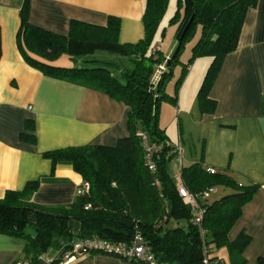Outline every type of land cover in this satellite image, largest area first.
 <instances>
[{"label": "trees", "instance_id": "1", "mask_svg": "<svg viewBox=\"0 0 264 264\" xmlns=\"http://www.w3.org/2000/svg\"><path fill=\"white\" fill-rule=\"evenodd\" d=\"M168 3L169 0H143V36L134 42H121L117 16L110 15L105 25L72 19L67 34L59 35L30 24L28 0H23L15 36L23 60L45 75L99 90L128 108V134L114 145L84 144L42 153L52 165L71 164L82 181L88 182L87 194H77L66 205L36 204L30 199L38 187V181L33 180L22 190H6L0 198V233L23 239L22 255L29 264H38L51 248H56L58 254L47 264H59L65 254L78 252L72 249L76 241L98 238L128 242L135 233L141 235L156 260L165 264H204L203 243L211 247L210 258L219 259L223 264H244L242 252L249 237L239 233L230 240L228 234L239 219L242 206L252 198L259 184L239 183L226 172L210 173L203 165L201 141L198 159L180 168L181 180L190 192L209 191L207 198L200 201L204 209L201 237L169 170L176 154L172 144H164L169 138L158 123V107L162 100L175 104V93L171 95L167 91L165 81L171 77L173 65L182 63L179 57L185 43L197 33L191 54L174 81V92L182 83L183 71L193 60L210 57L196 99L199 113L213 112L215 103L207 96L208 88L223 57L236 48L245 13L257 0H176L169 22L177 20L175 38L180 37V42L172 56L165 59L159 48L155 50L158 42L155 38L164 29L161 19ZM96 50L123 55L127 63L111 69L107 62L86 57ZM62 55L72 60V66L50 64ZM161 61H166V69L152 79L155 66ZM139 131L145 132L150 142L161 145L154 157L153 171L145 163ZM22 138L34 141L25 134ZM215 187L225 191L209 201ZM113 198L120 202L119 210ZM122 212L132 227L120 223ZM215 248L226 249L227 263L212 253ZM95 252L89 250L81 256Z\"/></svg>", "mask_w": 264, "mask_h": 264}, {"label": "crops", "instance_id": "2", "mask_svg": "<svg viewBox=\"0 0 264 264\" xmlns=\"http://www.w3.org/2000/svg\"><path fill=\"white\" fill-rule=\"evenodd\" d=\"M22 2L0 0V198L6 190H22L27 182L37 180L30 198L33 203L66 205L75 200L82 178L71 164L52 165L42 153L75 145H114L128 134V108L99 90L29 66L15 40ZM142 10L143 0H28V22L66 35L72 19L105 25L113 15L120 19L119 40L134 42L143 36ZM156 46L161 50L158 42ZM210 60L199 57L187 66L178 93L179 111L191 115L192 109L198 111L197 91ZM50 64L70 67L72 60L62 55ZM207 96L215 103L213 112L198 113L197 119L204 143L203 165L226 172L239 183L259 184L228 236L232 240L246 234L244 264H264V0L247 9L236 48L223 57ZM22 134L34 141L23 139ZM198 157L199 151L187 156L185 164L174 157L169 170L174 176ZM216 188L225 191L222 187L212 191ZM23 245V239L0 233V264L22 259ZM51 259L43 255L38 264ZM70 264L142 263L95 252Z\"/></svg>", "mask_w": 264, "mask_h": 264}, {"label": "rangeland", "instance_id": "3", "mask_svg": "<svg viewBox=\"0 0 264 264\" xmlns=\"http://www.w3.org/2000/svg\"><path fill=\"white\" fill-rule=\"evenodd\" d=\"M175 7L176 0H169L167 10L165 11V14L161 19V26L163 25L164 29L161 33L157 34L155 38L161 46V53L165 59H168L170 56H172L177 47V40L175 38V28L177 20L169 22V18L171 14H173ZM197 35L198 34L196 33V35L192 37L187 43H185V46L182 48L181 55L179 57L182 63L186 62L189 58L191 54V45L195 42ZM157 49L158 46L155 47V50ZM86 57L89 59H96L99 61L107 62L111 64L109 65L111 69H115L116 67H124L127 63V57L106 50H96L92 54H88ZM182 63L176 62L173 65L172 75L168 80L165 81L166 89L168 88L171 95L175 93L176 101L175 104H172L167 100H162L160 102L158 107V123L165 129L166 134L170 136L172 140H176V142L180 141L183 150L180 161H182V164H185L187 156L193 157L194 155H197L199 151L200 126L197 123L199 112L196 110V108L192 109V115L185 114L182 110L179 111L178 108V93L181 84L178 87L177 91L174 92V81L180 75L181 68H183ZM158 66L166 69V61H161V64H158ZM158 66H155V71L153 73L152 79H156L159 76V72L157 70ZM163 68L160 69V72L164 71ZM183 72L186 74L187 68ZM219 190L220 189H218L217 191L216 188L214 191H212L208 200L211 201L223 195L221 194V192H219ZM26 230L28 231L29 228ZM212 253L216 256L219 255L225 261H228L227 251L225 248H215ZM57 254L58 251L56 250V248H51L47 251L46 254H44V257L49 256L55 258Z\"/></svg>", "mask_w": 264, "mask_h": 264}, {"label": "built area", "instance_id": "4", "mask_svg": "<svg viewBox=\"0 0 264 264\" xmlns=\"http://www.w3.org/2000/svg\"><path fill=\"white\" fill-rule=\"evenodd\" d=\"M163 67L157 68L160 73V69ZM141 145L144 150V159L145 163L150 171L155 170L154 157L159 152L161 145L155 144L149 141L147 134L143 131H139ZM165 145H170L169 141L164 142ZM173 150L176 154V158L179 163H181L180 159L182 157V146L180 141L172 144ZM210 173L214 172V169H208ZM175 186L178 192V195L181 197L183 202L188 206L189 211L191 213V219L194 225L199 228V232L201 237H203L204 230L201 227V221L203 218L204 209L200 205V201L207 198L209 191L202 192L200 194H194L190 192L185 185L183 184L180 172L174 174ZM89 191L88 182L82 181L77 189V194L84 195ZM88 205L86 206V208ZM203 243V242H202ZM73 251H78L77 253H68L65 254L60 261L59 264H70L81 254L86 253L89 250L97 251L103 254L116 256L121 259H125L128 261L142 263V264H165L159 262L154 257V254L151 252V249L145 242L143 241L141 235L139 233H135L132 238L128 242H109L106 240L98 239V238H89L83 239L80 241H76L72 247ZM210 245H206L203 243L202 245V260L204 264H223V262L216 258H210ZM14 264H29V261L26 259H20L14 262Z\"/></svg>", "mask_w": 264, "mask_h": 264}, {"label": "water", "instance_id": "5", "mask_svg": "<svg viewBox=\"0 0 264 264\" xmlns=\"http://www.w3.org/2000/svg\"><path fill=\"white\" fill-rule=\"evenodd\" d=\"M176 40H177V47H178V44L180 42V37H177ZM177 47H176L175 51L177 50ZM113 202L115 204V208L117 210H119L121 208L120 202L115 198H113ZM120 215H121L120 223L124 226L132 227V222L126 217V214L124 212H122Z\"/></svg>", "mask_w": 264, "mask_h": 264}]
</instances>
